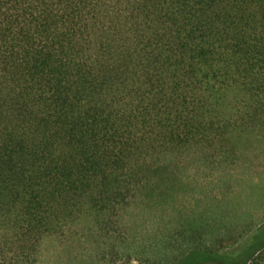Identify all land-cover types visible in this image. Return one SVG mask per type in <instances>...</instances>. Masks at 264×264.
<instances>
[{
    "label": "trees",
    "instance_id": "obj_1",
    "mask_svg": "<svg viewBox=\"0 0 264 264\" xmlns=\"http://www.w3.org/2000/svg\"><path fill=\"white\" fill-rule=\"evenodd\" d=\"M177 170L211 187L210 218L264 176V0H0L1 247L117 264L129 195ZM257 204L226 243L163 237L127 264H264Z\"/></svg>",
    "mask_w": 264,
    "mask_h": 264
},
{
    "label": "rangeland",
    "instance_id": "obj_2",
    "mask_svg": "<svg viewBox=\"0 0 264 264\" xmlns=\"http://www.w3.org/2000/svg\"><path fill=\"white\" fill-rule=\"evenodd\" d=\"M193 175L192 171L177 170L142 176L141 183L131 192L127 204L120 210L121 230L127 248L115 256L117 264H127L128 256L134 254L130 250L135 246L142 245L145 253L155 254L156 250L159 255L157 241L163 237L179 243L183 240L207 241L218 237L224 238L226 243V231L240 227L248 217L243 212L247 206L261 203L264 208V176L257 173L251 176L240 174L238 178L241 181L231 179L237 185L241 183L240 195L225 196L220 210L210 218L211 187ZM194 229L199 230V234L194 236ZM154 242L157 245H144ZM42 252L39 264H111L107 257L103 259L94 253L79 257L76 252L60 249L53 242L43 243ZM139 261L141 264L153 263L142 257ZM16 262L24 264L10 250L1 247L0 264H18ZM136 263L139 264L131 261V264Z\"/></svg>",
    "mask_w": 264,
    "mask_h": 264
}]
</instances>
